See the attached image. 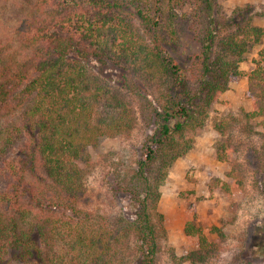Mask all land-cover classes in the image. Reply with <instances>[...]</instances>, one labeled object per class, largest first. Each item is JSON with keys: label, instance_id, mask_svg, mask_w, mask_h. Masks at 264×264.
Masks as SVG:
<instances>
[{"label": "trees", "instance_id": "obj_1", "mask_svg": "<svg viewBox=\"0 0 264 264\" xmlns=\"http://www.w3.org/2000/svg\"><path fill=\"white\" fill-rule=\"evenodd\" d=\"M112 1L20 0L12 34L0 38V264L9 256L17 264H158L159 187L191 149V133L241 76L252 106L244 119L264 120V49L249 74L238 68L260 28L237 23L240 32H214L212 0H192L205 6L209 23L195 36L200 55L188 70L164 49L171 36L156 32L140 5ZM90 59L122 71V82L89 69ZM139 120L148 131L140 152L123 172L107 173L109 212L94 213L86 184L111 153L96 161L91 151L103 137L130 135ZM225 125H215L221 136ZM258 135L264 142V126ZM251 151L264 208V143ZM216 157L232 166L222 185L231 223L245 191L237 149L221 142ZM212 231L210 240L187 214L183 232L196 247L173 260H213L224 235Z\"/></svg>", "mask_w": 264, "mask_h": 264}, {"label": "rangeland", "instance_id": "obj_2", "mask_svg": "<svg viewBox=\"0 0 264 264\" xmlns=\"http://www.w3.org/2000/svg\"><path fill=\"white\" fill-rule=\"evenodd\" d=\"M124 2H132L137 7L140 5L143 13L155 21L151 22L155 31L171 36L172 42L163 40L164 49L181 68L194 69L200 55L195 36L204 32L209 23L203 4L196 2L193 6L192 0H113L110 3L119 6ZM18 3L20 0H0V38L3 40L12 34L10 27ZM210 4L214 32H240L236 29L237 23L262 30L263 35L258 42L250 39L247 51L238 63L242 74H249L259 60V52L264 49V0H212ZM135 18L139 25L140 20ZM76 19L80 20L77 16L73 21ZM140 28L141 32H149L144 26ZM88 62L89 69L102 71L111 84L122 82L124 73L112 64L100 65L93 59ZM246 91L244 76L229 84L228 90L213 105L201 127L191 133V149L175 161L159 187L160 199L155 217L160 232L158 264H178L174 258L196 247L187 241L183 232L187 214L195 219V225L210 240L216 239L212 234L213 228L220 229L224 235L220 239L219 255L206 264H264V208L261 195L253 186L257 174L251 151L264 143L258 135L262 132L264 120L244 119L243 113L252 112ZM140 120L130 135L103 137L98 147L91 151L96 161L100 156L111 153L107 165L97 167L86 184V206L94 213L101 215L109 212L110 177L107 173H115L116 168L117 172H123L140 152L148 133ZM221 122L226 123V136H221L215 129V125ZM221 142L234 145L237 149L236 173L245 189L240 209L231 223L228 221V202L222 185L230 182L228 176L232 166L216 157V147ZM121 205L128 208L124 201L117 200L112 206L119 208ZM6 261L7 264H17L13 256Z\"/></svg>", "mask_w": 264, "mask_h": 264}]
</instances>
